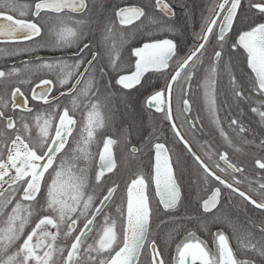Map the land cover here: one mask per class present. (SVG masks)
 I'll list each match as a JSON object with an SVG mask.
<instances>
[{"label":"snow or ice","instance_id":"snow-or-ice-1","mask_svg":"<svg viewBox=\"0 0 264 264\" xmlns=\"http://www.w3.org/2000/svg\"><path fill=\"white\" fill-rule=\"evenodd\" d=\"M153 7L165 18L175 16L169 0H154ZM90 11V0H35L32 15L37 22H33L9 14L27 15L15 0H0V38L6 42L30 41L39 47L35 38L43 40L44 37L41 35L43 25L38 21L51 15L55 20L48 35L53 39L44 46L59 49L74 46L77 57L71 65L65 61H43L36 66L39 70L56 71L55 83L52 79L42 78L39 84L29 89L30 95H26L21 88L28 81L21 80L20 86L11 90L10 102L0 96V109H11L0 110V125L3 126L0 128V200L3 201L0 204V264H142L141 257L146 251L149 252L148 264H166L157 240L149 239L154 213L164 211L170 215L182 206L178 167L174 168L166 144L156 142L150 145L154 163L148 179L143 173H137L126 185L123 203L117 209L119 231L116 219L106 214L119 185L101 184L106 174L116 168L113 147L117 140L107 131L102 133L103 146L97 154L98 170L91 176L94 187L100 190L99 195L87 191L90 180L87 166H77L81 159L92 161L87 146L94 141L99 129L109 127L112 88L119 86L118 91L129 90L127 94L130 96L131 90L139 92L153 76L164 78V86L147 88L142 93L143 106L172 121L175 136L187 147L204 173V182L213 181L206 198L202 197L198 205L202 209L201 215L211 213L219 205L220 186H223L262 210L264 216V176L255 182L258 202L238 186L234 187L242 183L234 174H243L245 170L230 161L228 152L217 151L218 160L224 167L220 163L210 167L188 145L172 114L174 86L182 107L181 115L191 113L189 94L193 77L199 80L203 76L209 116L223 139L231 144L218 116L217 76L218 69L232 67L236 61H241L250 71L244 79L229 74L231 96L234 102L251 101L250 111L264 121V0H249L247 11H242V0H216L197 34V42L184 55H180L181 49L175 39L152 38L131 49L134 63L128 69L117 63L119 55L115 46H108L111 24L100 25L102 35H105L103 46L101 41H93L90 32L86 35L82 28L67 26L73 17H84ZM142 17L148 19L144 8L139 6H118L114 11V18L122 26L137 21L143 23ZM74 23L86 27L83 19ZM153 23L162 21L154 19ZM233 32L235 34L230 35ZM93 43L96 50H93ZM209 47L211 55L208 54ZM35 50L25 47L17 54ZM225 57L228 58L226 64ZM25 68H28L27 64ZM69 68L71 71H66ZM20 72L19 68L7 72L0 70V81ZM54 90L59 95H53ZM253 96L259 98L258 104L252 100ZM65 99H70L71 106L63 103ZM31 102L39 103L30 107ZM81 105L83 109L78 124L75 109ZM199 119V116L192 119L185 116L182 123H186L189 130H198ZM229 127L240 134L248 132L245 125L234 117H230ZM260 146L264 148V139L260 140ZM138 151L135 146L131 149L132 153ZM254 163L264 172V157L257 158ZM217 170L221 173L230 170L232 182L222 179L216 174ZM149 184H154L160 205L155 210L149 203ZM101 218L102 225L98 227ZM193 219L189 217L190 222ZM30 222L33 226L26 232ZM161 223L171 222L161 220ZM259 232L261 239H250L244 247L251 250V255L264 257V219L260 221ZM214 242L215 252H211L195 232L187 231L184 240L175 245L174 264H254L251 258H236L229 237L223 231L214 234ZM167 264H173L171 257Z\"/></svg>","mask_w":264,"mask_h":264},{"label":"flooded vegetation","instance_id":"flooded-vegetation-1","mask_svg":"<svg viewBox=\"0 0 264 264\" xmlns=\"http://www.w3.org/2000/svg\"><path fill=\"white\" fill-rule=\"evenodd\" d=\"M15 2L18 6H21L22 10L25 11L27 15L21 17L19 12L9 14L14 15L16 18L30 19L33 22H37V18L32 15L35 0H15ZM153 4L154 0H90L91 11L84 17H73V20L69 21L67 26L78 28V30L82 28L86 35L90 32L93 41L99 40L103 46L105 35H102L100 25L111 24V35L107 37L108 46H115L117 54L119 55L117 63L120 64L121 68L128 69L130 65L134 63V58L131 57L132 48L140 46L143 42H147L152 38H169L167 36L169 31V19L172 17H163L159 11L153 7ZM23 6L27 7L24 8ZM118 6L142 7L144 8L148 19L142 17L141 20L143 23L137 21L133 25L122 26L119 24L118 19L114 18V11ZM81 19L84 20L86 27L83 25L77 26L74 23L75 20ZM154 19L162 21V23H153ZM54 20L55 18L49 15L48 17L38 21L41 25H43L41 35L44 37L43 40H41V37L35 38V40L40 44L39 47L30 41L6 42L4 39L0 40V70L7 72L13 68L21 69V72L18 75L13 76L8 80H4L6 83L12 84V89L15 86H20L21 80H27L28 82L23 84L21 90L24 91L26 95H30L29 89L39 84L40 79H52L55 83L58 75L56 71L48 72L46 70L37 69L36 66L38 64L43 61H65L67 64L71 65L77 58L75 56L74 46L64 49L44 46L53 39L51 35H48V31L49 27L54 24ZM25 47H33L36 50L30 53L20 52L17 54L19 49ZM93 50H96L94 43ZM227 60L228 58L225 57V64L227 63ZM26 64L28 65L27 69L25 68ZM238 65H242L246 78L248 71L250 70L246 69L245 65L241 61L235 62L234 66ZM225 70L232 71L231 67L218 69L217 82L221 80L219 75ZM66 71H71V69H66ZM112 75L115 76L116 73L113 72ZM108 79H111V77H108ZM203 84V76H201L199 80H197L196 77H193V84L189 94L192 111L191 113H185L184 115H181L182 107L177 89L174 86L172 93L173 118L185 139L193 147L195 152L205 160V163L209 164L210 167L214 166L216 163H220V166L224 167L223 162L218 160L217 151L220 153L227 151L230 161L245 170L243 174H234L236 179H240L242 181L240 185H234V187L238 186L241 191H245L249 195H252V198L257 199L259 202V197L254 192V189L256 188L255 182L261 176H264V172L260 171L254 162L257 158L264 157V148L260 146V140L264 139V121L260 120L255 113L250 111L249 104L251 101L240 103L234 102V100H225L224 96L220 94L221 89L218 86L219 83H217L216 92L218 116L220 117L221 126L227 133L229 139L232 141L231 144H228L220 135L219 129L209 116L207 106L205 104V89ZM157 85L159 87H163L164 78L157 79L153 76L145 88H140L139 92L131 90L132 94L130 96L127 94L129 90L118 91L119 86L112 88V99L110 111L108 113L109 127L107 129H99L94 141L87 146V151L91 154L92 161L89 162L88 160L81 159L77 161L78 167L84 168L87 166L88 172L98 170L97 154L98 151L102 149V140L104 139L102 133L105 131H107L108 135H111L117 140V144L113 147L116 168L113 172L107 173L106 176L113 175L119 168L124 171H134L138 165V161L141 159L145 160V158L148 157V153H145L144 148L138 143V140L145 138L147 133L152 130L154 118L156 117L162 120L168 124L170 129H172L170 121L163 119L161 113H156L154 109L148 110L143 106L142 93H144L147 88H154ZM1 87L5 88V86L0 83V96H3L6 102H10V93L7 94ZM81 87H83V85H81ZM62 90L66 91V89ZM53 95H59V93L54 90ZM80 99L83 100L84 103H87L85 98L81 97ZM252 100L256 101L257 104L259 103L258 97L253 96ZM36 103L39 102H31L29 106L32 107ZM63 103L71 106L70 99L63 100ZM253 106L256 105L254 104ZM82 109L83 105L75 109L78 124L80 123ZM0 110L11 111L10 107ZM185 116L189 119L199 116L200 119L197 125L198 130H189L188 125L186 123H182ZM230 117L237 118L240 122H242L248 129V132L240 134L233 131V129L229 127ZM121 124H126V126L122 127ZM74 135H76V133H74ZM190 138L194 140L195 144L192 143ZM133 146L138 148L140 151L132 153L131 149ZM183 147V149L178 150L177 160L182 164L185 173H188L190 170L194 171L195 179L193 186L202 197L206 198V195L208 194L207 189L213 184V181L210 180L207 184L204 182V173L197 167L187 148L184 145ZM153 155L154 153L152 154V164ZM191 161H193L194 164L191 165L190 163L189 165L188 163ZM216 174L221 175V178L225 179L227 182H232L233 174L230 170L225 173H221L217 170ZM103 182L104 178L102 179L101 184H103ZM116 184H118L120 188L121 182ZM217 186L220 185L217 183ZM4 187H7V185H4ZM220 187L222 189L220 203L211 212L217 213L212 214L210 217L208 214L211 213H204L202 215L201 213H197L192 222L194 229L188 231L195 232L199 240L204 241L208 250L211 252H215L214 234L218 231H223L229 237V242L236 254V258L238 260L249 259L239 258L237 252H251L250 249H246L244 246L249 243L250 239L253 241H259L261 239L259 226L260 221L264 219V216H262V210L256 209L253 205L244 201L238 195L232 194L229 190L224 189L223 186ZM97 190L99 195L100 190ZM87 191L89 193V190ZM2 202L3 201L0 200V204H2ZM10 207L11 206H9V209ZM33 219H35V217H33ZM32 226L33 225L30 222V224L26 227V232L30 230ZM248 234H251V237H249ZM185 236H187V232H183L178 243L183 241ZM237 237H240L239 241L237 240ZM61 240H63V237ZM61 240H58V243H61ZM167 247L168 249L171 248L169 245H167ZM251 259L254 261V264H264V257L259 255H255Z\"/></svg>","mask_w":264,"mask_h":264},{"label":"trees","instance_id":"trees-1","mask_svg":"<svg viewBox=\"0 0 264 264\" xmlns=\"http://www.w3.org/2000/svg\"><path fill=\"white\" fill-rule=\"evenodd\" d=\"M169 2L175 9V16L169 19V31L167 36L177 41L179 48L181 49L180 55H184V53L197 42V34L200 33L201 26L204 23L205 18L208 16V10L216 0H169ZM248 3L249 0H242V11H247ZM234 34L235 33L233 32L230 35ZM211 52L212 49L209 47L208 54H211ZM231 69L232 71H223L219 75L221 80L217 82L221 89L220 94H222L227 101L233 100L229 85V74L236 75L238 79L245 78L242 65L231 67ZM0 83L5 86V88H1L9 94L12 89V84L6 83L5 81H0ZM121 126L125 127L126 124H121ZM152 126V130L147 133V136L138 140V143L144 148L145 153H148V157H146L145 160H139L134 171H124L119 168L113 175H107L104 177L103 184L106 186H112L113 183L116 184L121 182V186L113 198V201L108 206L106 214L113 219H116L117 231H119L120 217L117 209L120 208L123 203L126 185L137 173H143L145 178L148 179L149 173L152 171L153 151L151 150L150 145L156 142L165 143L170 150L174 168L178 167L179 182L183 193L182 206H178L170 215H166L164 211L154 213L149 239L155 238L157 240V245L162 249L167 264L170 257L174 260L176 254L175 245L181 239L183 232L194 229L192 224L194 219L190 222L189 217L191 216L194 218L197 213H202V210L198 208L202 196L193 186L195 179L194 171L190 170L188 173H185L182 164L177 160L178 150L183 149L184 147L175 136L172 129H170L168 124L156 117L153 120ZM2 127L3 126L0 125V128ZM190 139L192 143L195 144L194 140L192 138ZM190 163L191 165L194 164L193 161L188 164L190 165ZM94 172L95 171H89L90 180L89 188L87 190H89V194L98 195V190L94 187V181L91 179ZM148 197L150 206L154 210L160 207L152 184H149L148 187ZM214 213L217 212L208 214L209 217ZM161 220L170 221L171 223L162 224ZM100 225H102V218L98 221V227ZM95 231L96 229H94V232ZM88 242L91 243L92 240L89 239ZM167 245L171 246V248L168 249ZM237 255L239 258H253L255 256L251 255V252L245 251H238ZM148 259L149 252L146 251L141 257L142 264H148Z\"/></svg>","mask_w":264,"mask_h":264},{"label":"water","instance_id":"water-1","mask_svg":"<svg viewBox=\"0 0 264 264\" xmlns=\"http://www.w3.org/2000/svg\"><path fill=\"white\" fill-rule=\"evenodd\" d=\"M3 39H4V38H0V40H3ZM165 39H170V38H165ZM173 121H175L174 118H173ZM171 123H172V121H170V124H171ZM175 123H176V122H175ZM176 125H177V124H176ZM177 128H178V126H177ZM178 129H179V128H178ZM179 131H180V129H179ZM180 133H181V131H180ZM181 135H183V134L181 133ZM184 139H185V137H184ZM185 140H186V139H185ZM180 142L183 144L182 141H180ZM183 145H184V144H183ZM188 145L191 146V145L189 144V142H188ZM184 146H185V145H184ZM185 147H186V146H185ZM186 148H187V147H186ZM191 148H192L193 151H195V150L193 149L192 146H191ZM169 154H170V152H169ZM170 156H171V155H170ZM153 163H154V155H153ZM152 166H153V164H152ZM113 171H114V170H113ZM152 185H153V189H154V193H155L154 184H152ZM156 198H157V197H156ZM157 200H158V198H157ZM214 209H215V208H214ZM214 209H213V210H214ZM213 210H212V211H213Z\"/></svg>","mask_w":264,"mask_h":264}]
</instances>
